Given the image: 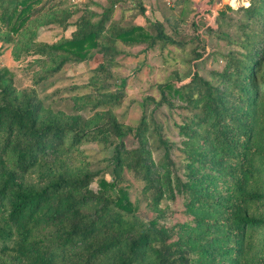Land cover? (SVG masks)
<instances>
[{
    "label": "trees",
    "instance_id": "16d2710c",
    "mask_svg": "<svg viewBox=\"0 0 264 264\" xmlns=\"http://www.w3.org/2000/svg\"><path fill=\"white\" fill-rule=\"evenodd\" d=\"M100 1L0 0V41L14 45V60L36 57L48 67L22 91L0 67V264H96L113 252L111 264H264V212L252 210L258 203L264 208V0L218 13L212 27L234 45L219 83L195 70L185 83L160 86L156 109L175 97L192 112L180 134L197 139L199 147L187 155L183 173L155 113L127 129L111 112L126 79L105 101L97 98L94 126L80 113L63 121L43 112L37 86L65 65L99 54L104 62L96 72L107 74L129 54L125 47L176 44L162 22L150 21L153 34L124 24V14L115 18L123 0ZM226 9L241 13L233 38L222 30ZM47 27L73 32L48 43L38 38ZM132 133L137 146L126 148ZM86 137L107 152L111 181L100 176L103 171L67 169ZM124 170L143 184L149 205L182 197L187 223L168 227L137 218L128 191L118 187ZM28 174L33 183L22 180Z\"/></svg>",
    "mask_w": 264,
    "mask_h": 264
},
{
    "label": "rangeland",
    "instance_id": "374dc122",
    "mask_svg": "<svg viewBox=\"0 0 264 264\" xmlns=\"http://www.w3.org/2000/svg\"><path fill=\"white\" fill-rule=\"evenodd\" d=\"M77 1L79 0H74ZM100 3L105 2L102 0ZM246 3V0H142V12L131 0H123L116 8L115 18L124 14V24L146 28L153 34L155 32L150 21H160L176 44L164 46L159 43L152 48L147 45L125 47L129 54L119 56V65L110 67V73L107 74L96 72L98 66L104 62V58L99 54H95L89 61L65 65L62 70L37 86L43 112L63 121L80 113L94 126V123H97L94 120V105L99 101L97 98L101 97L102 101H105L104 96L116 91L115 83L126 79L124 96L117 106L111 107V112L118 120H123L127 129L137 127L144 115L155 113L163 124L164 137L174 144L172 159L180 173H183L182 166L187 162V155L199 147L197 139L189 141L188 137L180 134V127L186 124V119L192 116V112L185 109V103L175 97L171 102L156 109L157 102L163 95L160 86L175 81L185 83L191 79L195 70L214 84L219 83L220 75L227 68L225 57L234 49V45L228 44V39L222 37L218 29L212 26L220 10H224L226 6L236 10ZM91 7L101 11L97 6ZM226 12L227 17L221 23L222 30L229 32L233 38L237 35L234 22L239 19L241 13L228 9ZM229 22L231 25L227 24ZM72 32L73 28L63 32L58 27H47L40 30L38 38L53 43L63 36L70 37ZM13 48L14 45H4L0 41V67L10 71L16 88L22 91L32 86V78L48 67L43 66V59L36 57L14 60ZM165 94L169 95L168 91L165 90ZM82 106L93 109L83 111ZM97 109L108 111L104 107ZM136 146L137 141L132 133L126 139L125 147ZM77 154L76 161H67L69 172L74 173L79 169L92 173L103 171L101 177L109 181L113 179L111 171L105 170L107 162L111 163L108 161L107 152L90 137L81 141ZM158 156L159 153L152 152L153 159L157 160ZM21 178L25 183H33L35 180L30 174ZM92 187L97 190V183L93 182ZM118 187L126 188L135 207L134 215L143 222L148 223L156 218L159 223L168 227L187 223L188 217L182 197L175 201L164 200L157 206L149 205L142 194L143 184L125 170L119 177ZM252 210L264 212L263 205L259 203L252 205ZM187 231L185 229L184 234H187ZM113 253L107 255V259H99L96 264H111L114 261ZM150 260L152 259L149 256L145 257L146 263L151 262Z\"/></svg>",
    "mask_w": 264,
    "mask_h": 264
},
{
    "label": "crops",
    "instance_id": "0c3cea01",
    "mask_svg": "<svg viewBox=\"0 0 264 264\" xmlns=\"http://www.w3.org/2000/svg\"><path fill=\"white\" fill-rule=\"evenodd\" d=\"M142 1V0H141Z\"/></svg>",
    "mask_w": 264,
    "mask_h": 264
}]
</instances>
